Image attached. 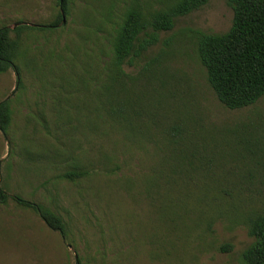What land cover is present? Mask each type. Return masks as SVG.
Instances as JSON below:
<instances>
[{
    "label": "rangeland",
    "instance_id": "374dc122",
    "mask_svg": "<svg viewBox=\"0 0 264 264\" xmlns=\"http://www.w3.org/2000/svg\"><path fill=\"white\" fill-rule=\"evenodd\" d=\"M141 1L147 10L165 4ZM110 2L69 0L63 27L26 32L14 60L20 67L18 90L14 69L0 72V100L9 98L11 107L7 133L0 131V187L9 195L0 203V264H240L252 238L233 207L213 213L198 194L184 199L174 192L200 187L210 168L217 182L220 167L228 175L252 168L251 158L225 141L235 145L237 135L264 136V96L246 107H225L195 51L197 31H226L233 11L225 0H210L177 17L156 45L124 64L125 75L115 88L114 103L123 110L118 121L85 68L101 45L92 31L109 32L131 0H116L108 20ZM58 12V0H0V27L48 24ZM99 25L105 28L98 31ZM160 53L172 78L171 91L159 101L149 87L140 92L136 76ZM97 77L101 85L102 75ZM147 79L157 80L153 74ZM173 122L184 128L182 137H195L198 145L212 138L202 154L214 160L199 174L200 185L175 180L170 170L185 167L171 145L161 146L160 140L168 142L165 126ZM130 123L139 127L134 137ZM162 157H171L169 169ZM75 167L87 174L74 181L61 176ZM14 194L56 211L66 234L20 206ZM224 243L232 249L222 251Z\"/></svg>",
    "mask_w": 264,
    "mask_h": 264
},
{
    "label": "trees",
    "instance_id": "16d2710c",
    "mask_svg": "<svg viewBox=\"0 0 264 264\" xmlns=\"http://www.w3.org/2000/svg\"><path fill=\"white\" fill-rule=\"evenodd\" d=\"M116 0H111L107 18L112 16V8ZM164 6H158L153 10H147L141 0H131L129 6L121 17V20L111 24L109 32L105 34L92 31V37L101 42L98 51L89 55L92 63H87L85 68H90L92 80L96 85L99 97H104L108 103L107 112L121 118L122 108L114 103L116 98V86L120 84L125 75L123 65L133 64L140 59L146 51L156 45L160 33L171 30L177 17L186 15L201 8L210 0H160ZM233 11L232 22L229 28L222 33H205L197 31L195 51L199 62L205 69L206 80L213 90L218 101L229 109H238L254 104L264 96V0H225ZM59 12L48 24L29 25L21 23L14 29L7 26L0 27V72L13 68L18 76L16 90L21 87L20 67L14 62L17 55L21 54L22 36L26 32L34 30H54L70 15L69 0H58ZM63 15L65 21H62ZM103 25L97 27L103 30ZM105 28V27H104ZM80 34V32H78ZM105 39V43H102ZM169 43L168 41L166 44ZM106 45V47H104ZM86 54V53H85ZM149 58L141 66L136 76L143 93V89L149 87L157 97V100L171 91V74L162 66L161 55ZM108 55V59H103ZM86 60V59H85ZM96 74H94V72ZM101 72V73H100ZM102 75L101 85H98L97 75ZM153 74L156 82H147V76ZM103 77L106 82H104ZM146 78V79H145ZM165 93H164V92ZM96 94V93H95ZM97 95V94H96ZM156 99V98H155ZM153 100V98H152ZM160 101V99H159ZM11 118L10 99L0 100V131L7 133ZM124 122V121H122ZM121 122V123H122ZM128 122V121H126ZM157 124V122H156ZM122 126H124L122 124ZM130 136L134 137L139 130L136 123H130ZM180 123H168L165 126L168 142L162 148L172 146L171 151L177 153L179 165L170 170L176 176L175 180H183L187 184H199L201 173L208 169L209 162L214 157L206 160V151L210 140L206 138L200 145L195 137H182ZM233 137L236 144L233 145L226 139L225 144L238 154H246L254 162L252 168L243 172H232L228 175L221 170L219 181L216 180V172L210 168L205 174V180L200 187L186 186L174 192L184 199L192 198L198 194L200 200H207L213 213L217 210L221 213L224 206H232L247 228L252 242L241 252L240 264H264V136L245 135ZM222 145V143H219ZM223 146V145H222ZM172 154V152H171ZM243 154V155H244ZM209 155V154H207ZM162 162L168 167L171 157H162ZM187 163V164H186ZM167 164V165H166ZM188 165V166H186ZM164 166V167H165ZM163 168V165L161 166ZM169 169V167H168ZM231 172V171H230ZM197 173L198 175H196ZM87 171L81 167L65 171L61 176L74 181L83 177ZM170 176V175H168ZM234 178V179H232ZM232 179V181H229ZM213 181L214 183H209ZM194 182V183H192ZM8 194L0 187V203H6ZM11 198L20 206L30 208L36 212L43 221L53 230H58L64 236L66 227L63 218L52 208L33 203L14 194ZM207 205V204H206ZM233 245L224 243L222 251H230Z\"/></svg>",
    "mask_w": 264,
    "mask_h": 264
},
{
    "label": "water",
    "instance_id": "95a60500",
    "mask_svg": "<svg viewBox=\"0 0 264 264\" xmlns=\"http://www.w3.org/2000/svg\"><path fill=\"white\" fill-rule=\"evenodd\" d=\"M60 3H62V0H60ZM62 21H63V22L65 21V17H64V15H63Z\"/></svg>",
    "mask_w": 264,
    "mask_h": 264
}]
</instances>
